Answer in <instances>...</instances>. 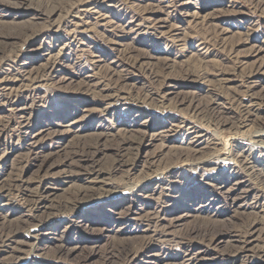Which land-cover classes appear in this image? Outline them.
<instances>
[{
  "label": "rangeland",
  "instance_id": "1",
  "mask_svg": "<svg viewBox=\"0 0 264 264\" xmlns=\"http://www.w3.org/2000/svg\"><path fill=\"white\" fill-rule=\"evenodd\" d=\"M119 133L133 164L92 178ZM258 133L264 0H0V264H264ZM81 186L110 192L49 207Z\"/></svg>",
  "mask_w": 264,
  "mask_h": 264
},
{
  "label": "bare ground",
  "instance_id": "2",
  "mask_svg": "<svg viewBox=\"0 0 264 264\" xmlns=\"http://www.w3.org/2000/svg\"><path fill=\"white\" fill-rule=\"evenodd\" d=\"M58 8L59 7H51V8H49V10L46 13V15L50 16L55 10L59 11ZM23 33L26 35V32H23ZM183 36H184V34H183ZM174 37L178 39L179 36L177 34V36L174 35ZM250 73H252V71ZM246 76H247V74H246ZM225 80H227V78H223V81H225ZM109 82H110L109 84H106L104 86L106 88H109L110 87V88H112L113 90L116 91L117 90L116 88L118 87V84L115 81L113 82L110 79H109ZM250 86H247V87H250ZM105 87H102L103 89H99L97 91H93V93L96 94L97 96L98 95L101 96V93L100 92L102 90H105ZM146 95H144L143 97H140L142 99V101H145L144 98L145 97H148V94H146ZM103 97H106V98H112V97L118 98L116 96H113V93L105 94ZM148 98L151 99V96L149 95ZM215 101H216V98H214V96L209 97L207 99V102H208L207 106L205 105V107H204L203 110L200 109L202 115H200L201 117L199 119L207 117L208 110H210V107H212V104H214ZM241 107H242V109H240L239 110V114H237L238 117H239L238 118L239 119L238 120V124L236 126L237 129H239V127H241L244 124V122L247 120V118L250 115H252L250 113V110H248V108H247L248 106L246 107V106H242L241 105ZM241 107L239 106V108H241ZM239 108H237V109H239ZM205 119L208 121V118H205ZM100 136H102V135L100 134L98 137H96L94 139H85V140H82V141H78V143H76L74 145V148H77V149L79 148L82 151H85L86 148H90V147L97 148L98 145L103 144L100 141ZM253 136H254L253 138H255V139L252 140L253 141V144H259V146H261V145L264 146V140H263L264 139V134L263 133L253 134ZM118 137H120V139L119 140H115V144H116V147H117L116 148V151L118 153V157L115 158L106 168L99 167V168L92 169V171H90V172H93V174H91V175H94V177H92V178H94V179L95 178H99L100 180H102L103 178H105V176H110L112 173L117 172L119 169H121L125 165H131V164H133V162H132L133 158L122 159L121 157H124L126 155V153H129L133 149H136L137 148V144L141 140L142 136L141 135H138L137 137L131 138V137H126L125 134L119 133ZM225 145H229V142L228 141H225ZM196 151H197V153L200 152L199 150H196ZM86 153H88V152H86ZM181 155H182V153H178L175 156L176 161L177 160L179 161V159L182 157ZM222 155L223 156H229L230 158H236L237 160L239 158V163H240V165L243 168H246V169L248 168L249 169V168L252 167L249 154L244 155L242 152L241 153L237 152V154H236V153H233L231 150H228V151L222 152ZM85 156H88V154H85ZM119 156H120V158H119ZM199 163L200 164H205V163H207V161L206 160H203L202 162H199ZM151 168H152L151 172H154V173L158 174V172H160L162 170H165L167 168V164L166 165H161V164H153L152 165L151 164V165H149V169H151ZM159 174H161V173H159ZM259 176H257V177H259ZM5 186H6V190L7 191H10L11 189H18V190H20L19 189L20 188L19 185L12 184L10 182L6 183ZM41 188H42V185H39V188L34 192L35 195L37 196L35 198V200H26V201L31 202V204H30V210H32V211L38 209V207H39L38 204H43L44 205V200L47 199L46 198V194L43 195V193L41 191ZM108 192H110L109 189L108 190L102 189V191L95 190L94 193H92L91 192V187H89V186H81L79 188H76L75 191L71 192L67 197H65L61 201H58L56 204L50 203V206L49 207H51V208H58V207H60V208H64V210H72L73 208H75V205L74 204H76V201H80V200H83L85 198H89V197H91L93 195H96V194H98V195L108 194ZM178 217H180V216H178ZM179 219L180 218H176V220H179ZM39 222H40V219H38V222L32 223L31 226L32 227H34V226L36 227ZM7 229L9 231L5 230L4 227H0V237L1 236L2 237L3 236L4 237H9L11 233L16 232V229H12V228H7ZM31 248H32V245H31ZM241 248H242V246H241ZM133 251L134 250L132 248H129L128 251H127V253L128 252L130 253V252H133ZM127 253H126V255H127Z\"/></svg>",
  "mask_w": 264,
  "mask_h": 264
}]
</instances>
